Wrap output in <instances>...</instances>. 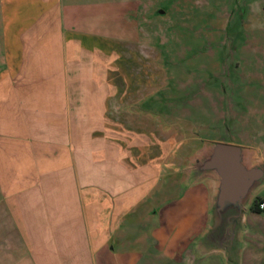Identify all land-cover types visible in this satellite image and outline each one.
Instances as JSON below:
<instances>
[{
	"label": "crops",
	"instance_id": "0c3cea01",
	"mask_svg": "<svg viewBox=\"0 0 264 264\" xmlns=\"http://www.w3.org/2000/svg\"><path fill=\"white\" fill-rule=\"evenodd\" d=\"M137 3L0 0V264L146 254L131 226L171 207L158 188L197 185L170 165L180 132L201 140L164 113Z\"/></svg>",
	"mask_w": 264,
	"mask_h": 264
},
{
	"label": "rangeland",
	"instance_id": "374dc122",
	"mask_svg": "<svg viewBox=\"0 0 264 264\" xmlns=\"http://www.w3.org/2000/svg\"><path fill=\"white\" fill-rule=\"evenodd\" d=\"M137 5L135 39L158 57L164 80L157 97L168 101L164 113L190 124L201 140L193 144L189 130L180 132L170 165L189 175L187 169L211 142L244 147L249 166L264 165V0H138ZM179 180L172 179L178 185ZM205 181L161 185L157 192L168 195L171 207L154 206L155 215L131 226L147 253L127 260L115 255L110 264H264V210H252L264 197V182L248 199L237 258L229 262L224 252L199 244L211 218L213 193Z\"/></svg>",
	"mask_w": 264,
	"mask_h": 264
},
{
	"label": "water",
	"instance_id": "95a60500",
	"mask_svg": "<svg viewBox=\"0 0 264 264\" xmlns=\"http://www.w3.org/2000/svg\"><path fill=\"white\" fill-rule=\"evenodd\" d=\"M245 156L244 147L211 142L190 166L187 179L214 181L210 225L199 244L224 252L229 262L230 257L237 258V236L248 199L264 182V165L249 166Z\"/></svg>",
	"mask_w": 264,
	"mask_h": 264
},
{
	"label": "built area",
	"instance_id": "2783aa9c",
	"mask_svg": "<svg viewBox=\"0 0 264 264\" xmlns=\"http://www.w3.org/2000/svg\"><path fill=\"white\" fill-rule=\"evenodd\" d=\"M258 209L260 211H263L264 210V197L258 202Z\"/></svg>",
	"mask_w": 264,
	"mask_h": 264
},
{
	"label": "trees",
	"instance_id": "16d2710c",
	"mask_svg": "<svg viewBox=\"0 0 264 264\" xmlns=\"http://www.w3.org/2000/svg\"><path fill=\"white\" fill-rule=\"evenodd\" d=\"M260 201V200H259ZM258 201V202H259ZM258 202H255V204H254V206H253V208H252V210H254L255 212H261L259 209H258Z\"/></svg>",
	"mask_w": 264,
	"mask_h": 264
}]
</instances>
